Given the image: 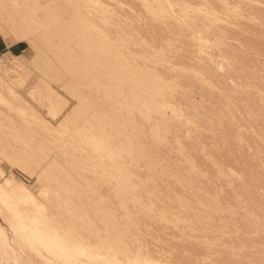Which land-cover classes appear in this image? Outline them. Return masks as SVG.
I'll return each mask as SVG.
<instances>
[{"label": "bare ground", "instance_id": "6f19581e", "mask_svg": "<svg viewBox=\"0 0 264 264\" xmlns=\"http://www.w3.org/2000/svg\"><path fill=\"white\" fill-rule=\"evenodd\" d=\"M0 31L29 44L0 64L3 178L48 202L0 205L44 247L16 232L9 264H264V0H0ZM39 55L55 84L19 91ZM17 107L44 153L9 151Z\"/></svg>", "mask_w": 264, "mask_h": 264}, {"label": "rangeland", "instance_id": "374dc122", "mask_svg": "<svg viewBox=\"0 0 264 264\" xmlns=\"http://www.w3.org/2000/svg\"><path fill=\"white\" fill-rule=\"evenodd\" d=\"M26 49H29V44L27 43V42H25V41H21V42H18V43H16V44H14V45H9V43L5 40V38H4V35H3V33L0 31V64L1 65H3V66H5L6 64H7V57H8V54H9V56H11L12 57V54H10L9 52H12V53H14V54H22V52L24 51V50H26ZM46 55L48 56V58H51V56H52V54L51 53H49L48 51H46ZM43 59L42 61H41V59ZM47 58V57H46ZM38 61H39V64H38ZM38 61H37V63H35V64H37V65H39V66H36L35 64H31L30 66H27V67H25V70H26V72L28 73V74H26V76H24V75H18L17 77H16V75L12 78L13 80H11V81H15L16 83H23V85H20L18 88H20V87H23V88H25L26 90H19V91H22V92H25L26 94L28 93V88H29V92H31V93H35V94H37L39 91H40V88H42V87H44L43 86V84H44V81H45V83L47 84H55L54 83V81H52L51 82V79L49 80V78H52V76H50L46 71H45V69L43 68L44 67V65H45V60H44V57L42 56V55H39V57H38ZM32 66V67H31ZM20 68H22V67H20ZM23 68H24V66H23ZM34 68V69H33ZM35 68H36V70H35ZM28 70H29V72L31 71L33 74H31V72L29 73L28 72ZM40 70V71H39ZM25 72V71H24ZM28 75V76H27ZM44 75H47V77H45ZM49 75V76H48ZM30 76V77H29ZM43 77H45L44 78V80H43ZM49 77V78H48ZM40 78H42V80L40 79ZM49 80H47V79ZM17 80V81H16ZM52 80H54L53 78H52ZM48 81V82H47ZM40 83H42V84H40ZM26 85H27V87H26ZM10 106H11V104H9ZM3 107H5V106H3ZM19 108V109H18ZM60 108V110H63V109H61V107H59ZM5 111L7 110H10V108L8 107V106H6L5 108ZM17 110H19L18 111V113L16 112ZM59 110V111H60ZM23 111H26V110H24L23 109ZM55 113V115L54 116H56V115H58L59 117H52L51 119H50V117H48V116H46V117H48V119L50 120V122L51 123H53L55 126H56V128H58V131H59V128L60 129H63V131H64V128H62V127H59L60 126V123L58 124V122H60V121H57V120H61L62 121V119L63 118H61V116H62V113H61V111L60 112H58V110L55 112L53 109H49V106H47V109H46V115H48V113H49V115H50V112H51V114L53 115V112ZM59 114H58V113ZM27 113V112H26ZM29 113V112H28ZM57 113V114H56ZM61 113V114H60ZM52 115H50V116H52ZM11 121L12 122H14V123H16V124H18V127L16 128V129H12V130H10V129H8L7 130V132L8 133H6L7 134V136H8V139H10L11 140V138H13L14 139V141L13 142H10L9 144H10V146H8L9 147V151H11L12 153H15V154H21V155H25V150H27V147H29V144L31 145V143L33 144V146L36 148L37 147V145H39V147H37L36 149H38V148H43V149H41L42 151L40 152V150H39V152L40 153H44L45 152V146H46V144L47 143H45L46 141H44V140H46V138L44 139L43 137H44V132H39V126L37 127V123H36V121H38V119H37V117H36V115H34L33 113H29V115H27V114H24L21 110H20V107H17L15 110H14V118L13 119H11ZM55 121H57V123L55 124ZM38 123H39V121H38ZM55 128V129H56ZM54 130V129H53ZM53 130H51V131H53ZM57 130V129H56ZM18 131H20V133H19V135H18ZM58 131H53V133L51 134L50 133V135H54L53 137L51 136V140L53 141V143L55 142V140H57L58 141V139L59 138H62L61 140L63 141V137L62 136H60V135H64V134H61L62 133V131L60 130V132H58ZM43 133V134H42ZM59 133V134H58ZM43 136H42V135ZM49 135V136H50ZM57 136V137H56ZM58 136H60V137H58ZM56 137V138H55ZM66 137V136H65ZM64 137V138H65ZM17 138H19V140H17V142H15V140L17 139ZM41 138H43L44 140V143L42 144V140H41ZM54 139V140H53ZM31 140H33V142H31ZM41 140V142H39ZM65 140V139H64ZM60 141V140H59ZM64 142V141H63ZM17 145V147H14V145ZM22 143V144H21ZM57 144H58V142H56ZM45 144V145H44ZM59 144L61 145H58L59 147H60V151H59V153H61V147H62V142H59ZM41 145V146H40ZM53 145V144H52ZM44 146V147H43ZM57 146V147H58ZM33 147V148H34ZM36 149H33V150H35V151H37ZM28 150H30V149H28ZM33 152L35 155L34 156H38L37 154L39 153L38 151L37 152ZM31 152V151H30ZM30 152H28V153H30ZM37 153V154H36ZM40 156H42V154H40ZM39 157V156H38ZM36 158V157H35ZM43 159V158H42ZM5 163V162H4ZM3 162H0V190L2 189L1 188V186L4 188V190L5 191H7L8 192V190L10 189V193H6V194H8V195H4V199L5 200H2V199H0V205L1 204H4V202H6V201H19L18 199H22L23 198V195L24 194H22L23 192L25 193L26 192V194H25V196L30 192V191H32V192H30L29 193V195H30V197H29V199H30V202L32 201L31 200V193H33V195H36V196H34L35 198L38 196V199H37V201L39 200V199H41L42 200V198H39V195H37V194H41L40 196L42 197V194L44 193V192H42V193H40L42 190H41V188L43 187V186H41L40 184H42V181H39V180H35L37 177H36V174L37 173H34V172H37L36 171V169L34 170L33 169V173H32V175L30 176V177H23L25 180V184L27 185V188L26 189H23L22 190V192H21V189H20V193H19V189H18V191H17V187H16V185L15 186H13V185H11L10 184V182L8 181V180H6L5 181V179L7 178L5 175L6 174H8V173H12V172H16L15 171V168L13 169V168H10V167H12L11 165H12V163L11 162H8L7 161V163H5L4 164ZM37 169H38V167H37ZM17 173V172H16ZM3 177H6V178H3ZM39 177V176H38ZM42 180L44 179V177H40ZM32 179V180H31ZM45 180V179H44ZM29 181V182H28ZM37 181V182H36ZM35 182V183H34ZM39 182H40V184H39ZM50 182V181H49ZM28 183H30V185L28 184ZM38 183V184H37ZM43 183H45V185L46 186H48L49 184V186H51L52 188H53V185H51V183H47L46 184V180L43 182ZM34 184V186H32ZM43 185V184H42ZM44 185V186H45ZM45 186V187H46ZM39 187V188H38ZM51 187L50 188H48V190H47V187L45 188V190H47V194L49 193V190H51L50 191V193L49 194H53L52 192V190L54 189H51ZM21 188V187H20ZM7 189V190H6ZM43 190H44V187L42 188ZM3 189L1 190V192H3L4 191ZM35 190V191H34ZM41 190V191H40ZM29 191V192H28ZM40 191V192H39ZM28 192V193H27ZM38 192V193H37ZM55 194H53V195H58V193L57 192H54ZM21 194H22V198H19L20 196H21ZM47 194H44L45 196V199H47L48 197L47 196H50L49 194L47 195ZM53 195H52V197H53ZM19 196V197H18ZM24 196V197H25ZM33 197V198H34ZM34 198V199H35ZM49 199V198H48ZM4 201V202H3ZM38 202H46V203H48L47 201H45V200H43V201H38ZM17 204V203H16ZM30 204V203H29ZM34 204V203H33ZM30 206V205H29ZM31 206H33L32 205V203H31ZM33 209V208H32ZM41 209H43V207L41 208ZM34 211H36V210H34ZM33 210H32V212L31 213H33L34 212ZM37 212V211H36ZM2 211L0 210V221H2V223L4 224V226L5 227H8V229H9V231H7L10 235H12V237L13 238H11V239H9L8 240V242L7 241H4V236L1 234V238H0V256L2 257V252L4 251V253L7 251V252H9V253H11L10 251H12V247L14 248L13 249V251L15 252L16 250V252H18V259L20 260L22 257V259L23 260H25L24 258H26L27 259V257H29L30 256V258H31V255L30 254H32V253H34L35 255H36V253H35V251H38V246L40 247L41 246V244H39L38 243V241L37 240H34V238H36V237H34V238H32L31 237V239L32 240H34L35 242L34 243H36V245H37V247H35L34 245H31L30 244V242H28L29 240V236H31V227H29L30 228V235L29 236H27V234H28V231H26L25 229H22V230H24V231H26L27 233H25L24 231H21L20 230V228L17 226V228H15V226H16V224L14 223V219H11L9 216H8V218L6 219V220H8L9 218V220H12L13 221V224H8L7 222L9 221H5V219H4V217H2ZM33 214H35V212L33 213ZM62 215V214H61ZM63 216V215H62ZM12 217V216H11ZM13 218V217H12ZM38 223H40V222H38ZM41 224V223H40ZM11 225H13L12 226V228L10 227ZM28 228V229H29ZM13 229V230H12ZM20 231H19V230ZM15 230V231H14ZM14 232V233H13ZM18 233V235H17V233ZM23 232H24V234H23ZM21 234V235H20ZM22 234L25 236L24 238L23 237H21L22 236ZM20 236L22 239H23V242L26 240L27 242H28V244L30 245V246H28V248L30 249V247L32 246H34V252H31L30 250L32 249H30L29 251L31 252V253H29L28 252V250L27 249H25L26 248V245L23 247L22 245H21V248L19 247V249L17 248L19 245L17 244V243H19L18 242V240L20 239L21 240V242H22V239L21 238H18V239H14V238H16L17 236ZM29 237V238H28ZM26 238V239H25ZM2 239H3V241H4V243H3V241H2ZM12 239H14V240H12ZM15 242V244H17L18 246H15V244H12V243H14ZM17 242V243H16ZM23 242H22V244H23ZM25 244V243H24ZM4 245V246H3ZM8 245H10L8 248H10V249H7V246ZM23 247V248H22ZM42 247V249L44 248L43 247V245L41 246ZM40 247V248H41ZM21 249H23V250H21ZM25 249V250H24ZM9 250V251H8ZM23 252V254H25V252L24 251H26L27 250V253H26V255H27V257H25V255H22V252ZM44 250V249H43ZM43 250H40V251H43ZM13 251H12V253H13ZM11 253L12 254V258H13V256H14V254H15V256H16V254L17 253ZM3 253V254H4ZM38 253V252H37ZM40 253V252H39ZM7 254V256H9V258L8 259H6V260H4V258H2L3 259V261H5L6 263H3V264H9V263H11V261H9V259L11 258L10 257V254L8 255V253H5L4 255H6ZM41 254V253H40ZM22 255V257H20ZM29 255V256H28ZM39 254H37L36 256H38ZM39 257H40V255H39ZM42 258H43V256H41ZM52 257H53V261H51V262H49V263H52V264H55V262H59V261H62V260H58V257H54V255L52 254ZM15 258V257H14ZM14 258L12 259L13 261H14ZM29 258V259H30ZM51 258V257H50ZM57 258V259H56ZM16 259H17V257H16ZM16 259H15V261H16ZM56 259V260H55ZM18 260V261H19ZM22 260V261H23ZM1 261V260H0ZM18 261H16V262H18ZM50 261V260H49ZM20 262V261H19ZM18 262V263H19ZM68 262L70 263V261H67L66 263L68 264ZM72 262V261H71ZM13 263V262H12ZM15 263V262H14ZM13 263V264H14ZM49 263H47V264H49ZM65 263V264H66ZM0 264H2V261H1V263ZM21 264V263H20ZM23 264V263H22ZM46 264V263H45ZM71 264V263H70ZM72 264H73V262H72Z\"/></svg>", "mask_w": 264, "mask_h": 264}]
</instances>
